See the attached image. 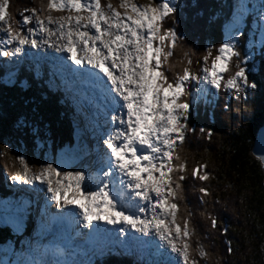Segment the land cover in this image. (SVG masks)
<instances>
[{
  "label": "snow or ice",
  "instance_id": "snow-or-ice-1",
  "mask_svg": "<svg viewBox=\"0 0 264 264\" xmlns=\"http://www.w3.org/2000/svg\"><path fill=\"white\" fill-rule=\"evenodd\" d=\"M8 3L0 0V32L5 34L0 47H13L0 50V57L18 55L25 45L33 49L47 45L67 53L66 59L76 67L64 65L62 59L63 70L93 91L99 101L97 115L103 117V123L97 124L95 157L87 167L58 171L47 164L33 171L20 158L23 174L14 171L11 179L17 184L21 178L24 184L47 182L57 209L63 201L79 210L75 214L61 213V218L88 229L90 238L118 231L121 238L154 248L155 254L163 257L158 264H208L214 254L199 239L193 246L196 230L191 227V213L178 221L177 193L188 178L187 161L178 148L184 143L186 130L193 131L186 121L194 105L201 100L209 102L206 98L214 97L221 88L239 94L245 88L256 87L249 83L236 50L239 18L234 17L229 38L215 49V55L207 49L198 70L193 71L192 57L196 54L183 49L184 37L174 27H165L168 18L173 25L176 23L175 0H147L146 4L118 0L115 5L111 0H41L39 8L25 9L30 15L22 14L18 21L8 15ZM260 21L264 23V6ZM36 36H40L39 41ZM178 47L182 57L173 62ZM177 65L179 71L175 70ZM100 141L103 148L99 147ZM257 159L264 167V156ZM206 168L204 163L193 167L191 179L209 180ZM73 190L77 196L70 198ZM198 191L204 203L203 197L210 193L205 187ZM208 219L211 228L216 229V219ZM101 224L111 226V233ZM128 230L136 235H129ZM228 251L230 254V247ZM54 254L69 255L62 247H57ZM18 264L77 262L32 259Z\"/></svg>",
  "mask_w": 264,
  "mask_h": 264
},
{
  "label": "trees",
  "instance_id": "trees-1",
  "mask_svg": "<svg viewBox=\"0 0 264 264\" xmlns=\"http://www.w3.org/2000/svg\"><path fill=\"white\" fill-rule=\"evenodd\" d=\"M28 1L34 6L37 0ZM200 3L205 7L210 4L208 0H200ZM180 6L187 8L184 2H181ZM166 20L175 31L184 33L183 49L198 52L195 53L197 57L196 55L192 57L193 66L202 63L200 56L203 57L206 52L205 42L213 39L215 48L226 42L225 36L221 34L223 31H219L221 24L225 26V20L207 24V21L198 18L196 13L191 10L185 12L182 9H178L175 14V25L172 24L171 18ZM240 40L242 38L237 39ZM236 49L240 52L241 46L236 45ZM177 57L179 59L182 57L181 48L178 49ZM235 63L236 60L233 59V68ZM169 74L171 76V72ZM256 84L257 89L250 95L249 100L234 105L229 112H221L220 95L211 96L210 99L208 98L209 102H202L199 107L203 116L198 124L199 128H196V133L186 138L179 151L182 158L187 161L188 167L185 173L188 178L182 182L185 192V216L191 213V226L196 230L194 237L214 254L208 264H264V167L252 153L258 130L264 124L263 73L256 76ZM26 90L25 87H15L12 88V94L23 98H27L28 94H34V90L29 93ZM9 96L12 97L9 100L0 99V173L19 169L16 155L7 153L3 145V141L11 137L14 142L23 141L27 144L25 145L28 147V164L33 166L37 164L31 152V147H34L33 137L18 124L19 119L21 120L18 114H21L23 105L16 101L18 99ZM50 106L52 107L53 104L50 103ZM50 106L47 105L46 108ZM45 112V117L33 114L32 116L38 123L41 118H47L55 132L53 137L57 141L66 139L67 134L63 133V128L60 127L55 109H45ZM26 116L30 117L27 113ZM201 129L204 131L201 132ZM209 133L211 136L208 135ZM212 156L215 158L212 159ZM212 160L213 164H211ZM200 163L207 165L205 171L210 177L204 182L192 180L190 175L192 166L195 167ZM192 184L195 190L193 194H189ZM200 187L207 188L210 193L209 196L203 197L204 203L200 202L201 194L198 191ZM0 195L2 199L5 198L2 196L4 194ZM226 198H232V205L226 201ZM211 210H215L214 213L217 215L212 216L217 222L216 229L212 230H210L211 221L204 218ZM222 232L224 234H221ZM6 236L7 230L0 228V245L7 243Z\"/></svg>",
  "mask_w": 264,
  "mask_h": 264
},
{
  "label": "bare ground",
  "instance_id": "bare-ground-1",
  "mask_svg": "<svg viewBox=\"0 0 264 264\" xmlns=\"http://www.w3.org/2000/svg\"><path fill=\"white\" fill-rule=\"evenodd\" d=\"M251 4H253V2H251ZM31 27H34V25H32ZM34 38L39 41L40 36H36ZM51 39L55 40L54 37ZM23 48H26V50L30 54V55L25 56V58L22 59L24 65H25V69L29 75L34 74L35 78H37V80H39V82L42 83V86H41L42 90L45 92V91H47V89L52 88L57 93L61 94L66 100H72L73 98H76L77 100H79L82 103V105H81L82 111H80V112H81L83 117L81 118L80 116L76 115L79 125H80V123H83V125H89V126L95 124V121L92 120V118L90 117V115L93 116V113L89 112V108L90 107L95 108L94 113L96 114L95 116H97V113H98L97 105H98L99 101H98L97 97L95 96V94L93 93V91L87 86V84L83 83L79 78H77V77H75V76H73V75H71V74H69L63 70V68L61 66V60L59 59L60 58L59 53H64V52H58V54H59V58H58V56L54 55L52 52L50 53V51H52L54 49L48 48L46 45H42V46L38 47L37 50H35V49L32 50V48L27 46V45H25ZM41 49H43V50H41ZM33 51L35 53H38L40 57H43V59L41 60L43 62V66L41 68L38 65H36V67L34 66V62L36 63L34 58H38V56L37 57L32 56L31 52H33ZM65 54H67V53H65ZM16 57H18V55H15V58ZM26 57H28V59H26ZM41 61H37V63L39 64ZM64 62H63L64 65H66L68 67H72L73 69H75L76 66L68 64L67 62H65V63ZM9 63H10V61L7 63V67H10ZM3 65H5V64H3ZM86 67L87 66H85V68ZM29 69H31L32 73H30ZM89 71H91V70L89 69ZM3 72L8 73V68H5L3 70ZM6 76L7 75H5V77ZM61 76H62V79H61ZM67 81L72 83V89L71 90H69L66 87ZM48 85H49V88H48ZM48 91L52 95L53 99H56V97H54V94H52V92H50V90H48ZM76 91H81L82 94L77 96V94L75 93ZM92 102H95V103H93V105H91ZM72 103H76V101H72ZM75 120H76V118H75ZM98 123H100V124L103 123V117L102 116H99V118L97 119L96 128H97ZM97 130L99 131L98 128H97ZM36 134L39 136V132H37ZM97 137H98L97 135L94 136L95 148H97ZM36 140L37 141H35V140L33 141L35 146L39 140V137ZM99 147L103 148L102 145L100 146V143H99ZM33 150H34V147L33 148L31 147V152ZM39 152H41V150H39ZM44 158H45V162H43V159L41 160V164H40L41 166L39 165L38 171L47 165V158L45 156H44ZM87 160H91V159L87 158ZM56 179L57 178H55V177L53 178V187L54 188L56 187ZM21 184L25 185L24 182H22ZM32 184L34 185L32 191H34V193L38 196H40L41 193H44V191L47 190V182H45V183H38V182L33 183V181H32ZM11 185H13V184H11ZM47 193H48V190H47ZM72 193H73V191L69 193V196L72 195ZM48 195L50 196V193H48ZM7 197H10V196H5L4 199H2V197H0V200L3 201V203H4V204H2V207L7 209L10 212V215H14V214L17 215L20 211V208L23 209L24 201L22 204H20V208L18 206H16L17 208H14L15 205L18 203V201L15 199V197L11 198L13 200H9ZM44 202H45V200L42 202H41V200H39V204H41V205H39V208H38L39 213H41V210L43 208L42 206L45 204ZM30 208H31V206H30ZM71 212L73 214H75L73 211H71ZM62 225L65 228V230H67L66 227H69V225H66L64 223H62ZM100 227L106 229V224H101ZM118 227H122V225H120ZM115 233L118 234V232H115ZM128 233H129V235H136L134 233H131L130 230H128ZM110 235H112V234H110ZM110 235H108V236H110ZM108 236L105 235L103 237H97V236L93 235L92 240L88 241L89 243H87L88 244L86 246L87 251L85 254H88L89 256H91L94 252L93 247H96V245H97L98 247H100L101 252H106V254L111 253L113 258H114V262L116 264H126L125 259H127L131 263H141V264H158L159 261L163 260V257L157 256L155 254V249L152 247H142V246L136 244L135 242L128 240L127 237L121 238L119 236V234H118V236L116 235L115 237H113L112 240L109 239ZM59 238L61 239L62 237H59ZM141 239H147V238L142 237ZM122 240H123V243L121 242ZM57 242H56L55 237L52 235H49L47 238H43V244L48 249L55 250L57 248L56 245H58ZM128 242H129V244H132V243L135 244L129 250L127 249ZM155 243L158 244L159 242L155 241ZM74 246H70V248H68V246H66L64 248V250L67 251L69 253V255L58 257L54 254L52 259H61L62 257L63 258L69 257V258H71V260H75L77 263L86 264L79 257V256H81L80 254H78L79 256L75 257V259L73 256H71L74 254V250H75ZM51 253L52 252H49V254H51ZM36 256L37 255L35 252V257ZM38 257L40 258V256H38ZM39 258L36 257V259H39ZM106 259H108V258H106ZM90 260L88 261L87 264L90 263Z\"/></svg>",
  "mask_w": 264,
  "mask_h": 264
},
{
  "label": "rangeland",
  "instance_id": "rangeland-1",
  "mask_svg": "<svg viewBox=\"0 0 264 264\" xmlns=\"http://www.w3.org/2000/svg\"><path fill=\"white\" fill-rule=\"evenodd\" d=\"M46 1V0H45ZM111 2L115 5V4H117L118 3V0H111ZM135 2L137 3V4H146L147 3V0H135ZM35 4H34V6H32V4L28 1V0H9V3H8V7H7V9H6V11H7V13H8V15L11 17V18H13V20H15V21H18V20H20L21 19V15L23 14V15H27V13L28 12H26L25 11V9H28L29 7H32V8H37V7H39V5H40V3H41V0H37L36 2H34ZM31 4V5H30ZM29 5V6H28ZM29 14V13H28ZM66 14V13H65ZM65 14H61V13H53V16H59V15H65ZM167 20H166V22H165V26L167 25ZM15 26V25H14ZM229 26L230 25H227L226 27H225V32L227 33L228 31H229ZM29 27V26H28ZM47 46V45H46ZM32 50H34L33 48H32ZM35 50H37V48H35ZM41 50H43V49H41ZM54 50H52V51H50V53L51 52H53ZM195 53H198V52H195ZM31 54H32V56H35V57H37L38 56V58H34V60L36 61V59L37 60H39V61H41L42 59H43V57L41 58L40 56H39V54L38 53H35L34 51L33 52H31ZM59 54H62V53H59ZM63 54H65V53H63ZM195 57H197V55L195 56ZM202 57V56H201ZM177 59H179L178 57H177V54H175L174 55V58H172V60H173V62L174 61H176ZM195 67V66H194ZM179 68H180V66L179 65H177V68H176V71H178L179 70ZM39 81V80H38ZM39 89H41L42 90V88H41V86H40V88ZM245 89H252V88H245ZM43 91V90H42ZM78 96V95H77ZM244 96V93L243 92H241V93H239V94H235L234 95V98L236 99V98H240V97H243ZM1 105V104H0ZM22 110H25L24 108H22ZM29 113L30 114H33V111H31V110H29ZM29 115V114H28ZM20 116V115H19ZM35 118V117H34ZM34 118H32V117H28V118H23V117H21V120L19 119V121H18V124L19 125H21V128H26L27 130H28V134H31V136H33V134H35V132H34V128H36L38 125H40V124H38L37 122H35L34 121ZM25 121V123H22V122H24ZM43 124V123H42ZM41 124V125H42ZM22 125H24V126H22ZM16 130H18V129H16ZM42 133H43V135H44V137H45V140L44 139H42V138H40L41 140H44L45 141V143H49V141H48V139H47V136L49 135L48 134V132H47V126H43V128H42ZM17 132V131H16ZM34 141V140H33ZM37 141V140H36ZM3 143H4V146H5V148H6V150H7V153H12V156L13 155H16L15 157H16V159L18 160V163H19V159L20 158H22L24 161L26 160V158H27V153H28V147L24 144V142L22 141L21 143H17V142H14L13 141V138L11 137L10 139H5L4 141H3ZM34 143L32 142V145H33ZM37 144V143H36ZM10 147V148H9ZM14 148V149H13ZM9 150V151H8ZM37 149L34 147V150H33V154L35 155V158H39V157H41V155H42V153L41 152H37L36 151ZM46 150H50V147H49V145H48V147H47V149ZM62 151H60L59 153H61ZM26 154V155H25ZM8 155H10V154H8ZM11 156V155H10ZM26 156V157H25ZM63 156V155H62ZM65 158V157H64ZM213 158H215L214 156H212V159ZM42 159H43V162H45V158L42 156ZM36 160V162H37V166H38V169H39V165L41 164V161L39 160V159H34V161ZM49 160H50V156L48 155L47 156V163L49 162ZM193 162V161H192ZM191 162V163H192ZM25 164L31 169V170H33L32 169V167L29 165V164H27L26 162H25ZM211 164H213V160H212V162H211ZM19 165H20V172H21V175H22V172H23V165H21L20 163H19ZM41 166V165H40ZM190 168V167H189ZM192 168H193V166H192ZM23 180V179H22ZM4 183H5V185L7 186V184H6V181L4 180ZM20 187H21V184H20ZM7 188H11L10 186H7ZM21 188H24L23 186L21 187ZM192 189H190L189 190V194H193V192H194V190H195V186H194V184H192V187H191ZM45 190V189H44ZM48 194V193H47ZM183 197V199H184V197H185V193H184V191H183V189H182V191L181 192H178L177 193V203L179 204V203H182V201H183V199H180V197ZM209 199H210V197H209ZM227 200L226 201H228V203L229 204H231L232 205V198H226ZM18 201V200H17ZM17 205H15V207L14 208H17L16 207ZM185 207V205H183V208ZM221 206H218V208H220ZM31 208H33V206H31ZM23 209H24V207H23ZM4 211H8L7 209H3ZM215 212V210L214 211H210L208 214L209 215H205L204 216V218L206 219V220H209L208 219V217L209 216H213V215H216V213H214ZM185 214H186V212L183 210L182 211V213L180 214V217H179V219H181V218H184L185 217ZM15 216V214L14 215H10V217L11 218H8V221L9 222H12V221H14V219H12V217H14ZM217 216V215H216ZM4 221V220H3ZM191 227H193V226H191ZM106 229H109V232L111 233V226H107L106 225ZM206 229H208V227L206 226ZM210 230H212V228H211V226H210ZM118 236V234L117 233H112V235H110V236H108V238L109 239H113V237H115V236ZM195 240H197V238H195V237H193V246L195 245ZM110 242V241H109ZM124 249V248H123ZM8 249L7 248H5V247H2V248H0V253H4V257H5V253H6V251H7ZM37 258H39L38 256H36ZM0 258H2V257H0ZM200 264H205V262L203 263V262H200Z\"/></svg>",
  "mask_w": 264,
  "mask_h": 264
},
{
  "label": "water",
  "instance_id": "water-1",
  "mask_svg": "<svg viewBox=\"0 0 264 264\" xmlns=\"http://www.w3.org/2000/svg\"><path fill=\"white\" fill-rule=\"evenodd\" d=\"M43 131H40L42 133ZM49 134V133H48ZM43 135V133H42ZM52 149H55L56 146H51ZM252 153L255 157L264 156V127L260 128L255 140V144L252 148Z\"/></svg>",
  "mask_w": 264,
  "mask_h": 264
}]
</instances>
